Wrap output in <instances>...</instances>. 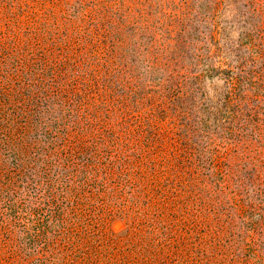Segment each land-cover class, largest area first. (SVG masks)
I'll return each mask as SVG.
<instances>
[{
  "label": "rangeland",
  "instance_id": "1",
  "mask_svg": "<svg viewBox=\"0 0 264 264\" xmlns=\"http://www.w3.org/2000/svg\"><path fill=\"white\" fill-rule=\"evenodd\" d=\"M0 264H264V0H0Z\"/></svg>",
  "mask_w": 264,
  "mask_h": 264
}]
</instances>
